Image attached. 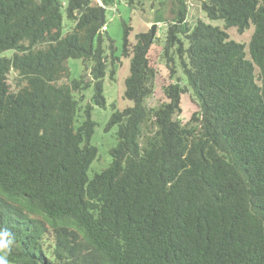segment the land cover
<instances>
[{
    "label": "trees",
    "instance_id": "trees-1",
    "mask_svg": "<svg viewBox=\"0 0 264 264\" xmlns=\"http://www.w3.org/2000/svg\"><path fill=\"white\" fill-rule=\"evenodd\" d=\"M199 1L223 27H191L187 0H171L164 56L172 75L177 56L185 83L165 85L149 107L151 31L132 44L124 22L116 54L98 0H0V54L12 52L0 55L7 264H264V0ZM230 27H253L248 46ZM121 57L130 59L123 96L131 105L111 114L112 161L89 177L98 156L91 111L107 106L104 80ZM71 59L91 80L72 77ZM185 93L199 108L183 123Z\"/></svg>",
    "mask_w": 264,
    "mask_h": 264
},
{
    "label": "rangeland",
    "instance_id": "rangeland-1",
    "mask_svg": "<svg viewBox=\"0 0 264 264\" xmlns=\"http://www.w3.org/2000/svg\"><path fill=\"white\" fill-rule=\"evenodd\" d=\"M63 1V4L66 6L67 0ZM98 2L103 5L100 0H98ZM187 5V22L191 27L194 26L198 20H202L203 22L213 26L223 27L224 23L222 20H212L207 17L206 13L201 7L199 0H187ZM159 9L160 15L156 14V11ZM172 9L173 4L171 0H144L143 5L137 8H131L125 0H118L113 6H110L105 10L106 30H101L105 31L103 32L105 36L114 40L116 54H120L123 47L124 22L129 23L132 26L130 35V41L132 44L136 42V34L151 31L153 24H156L155 33L153 35V40L149 51V57L151 63L155 66L157 73L153 79V92L147 99V105L149 107L158 106L164 99L163 87L165 85L174 83L176 81L180 82L181 85H184L185 83L184 76L180 69V64H178L177 61V56H175L176 62L171 64L175 70L173 75L166 64V58L164 56L167 27L174 17V12ZM157 17L160 18V21H156ZM68 25L70 24L68 23ZM253 31V27H250L243 33L238 32L236 27H230L227 29L231 39L243 43L246 46H248L250 42ZM171 50L174 51V49ZM11 53V51H7L1 53L0 55H10ZM121 58V63L115 64L116 73L113 79H110V73L107 72L104 80V94L107 99V106L102 108L94 104L91 111L92 119L96 122L91 143L98 148V156L89 167V177H92L96 172H100L112 161L110 150L117 144L116 133L118 128L115 126L111 130L105 131V126L111 114L113 113L114 109H123L126 106L131 105V102L126 100L123 96L124 81L129 75L130 59L129 57ZM70 67L72 77L79 78L81 75L85 74V78L91 80L89 71H85L84 64L80 59H71ZM92 95V87L87 88L83 92L80 106L84 108L86 104L92 100ZM181 108L182 109L178 114V118H180L183 123H186L190 119L191 115L198 110L199 106L193 100L190 93H185L181 99Z\"/></svg>",
    "mask_w": 264,
    "mask_h": 264
},
{
    "label": "water",
    "instance_id": "water-1",
    "mask_svg": "<svg viewBox=\"0 0 264 264\" xmlns=\"http://www.w3.org/2000/svg\"><path fill=\"white\" fill-rule=\"evenodd\" d=\"M106 7L104 5L100 6V17H101V23L104 24L105 22V11ZM155 29H156V24H153L152 28H151V41L153 40V35L155 33Z\"/></svg>",
    "mask_w": 264,
    "mask_h": 264
},
{
    "label": "clouds",
    "instance_id": "clouds-1",
    "mask_svg": "<svg viewBox=\"0 0 264 264\" xmlns=\"http://www.w3.org/2000/svg\"><path fill=\"white\" fill-rule=\"evenodd\" d=\"M0 264H7L6 259L2 256H0Z\"/></svg>",
    "mask_w": 264,
    "mask_h": 264
},
{
    "label": "built area",
    "instance_id": "built-area-1",
    "mask_svg": "<svg viewBox=\"0 0 264 264\" xmlns=\"http://www.w3.org/2000/svg\"><path fill=\"white\" fill-rule=\"evenodd\" d=\"M102 29H103V30H106V26H105V25H104V26H102Z\"/></svg>",
    "mask_w": 264,
    "mask_h": 264
}]
</instances>
